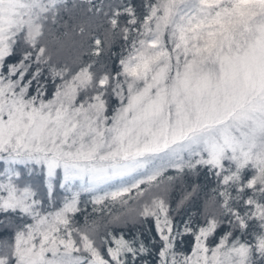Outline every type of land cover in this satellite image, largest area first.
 Here are the masks:
<instances>
[{"label": "snow or ice", "instance_id": "obj_1", "mask_svg": "<svg viewBox=\"0 0 264 264\" xmlns=\"http://www.w3.org/2000/svg\"><path fill=\"white\" fill-rule=\"evenodd\" d=\"M0 264H264V0H0Z\"/></svg>", "mask_w": 264, "mask_h": 264}]
</instances>
